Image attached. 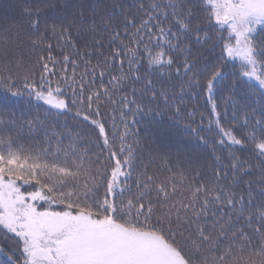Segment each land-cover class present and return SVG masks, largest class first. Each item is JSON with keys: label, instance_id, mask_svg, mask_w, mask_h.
<instances>
[{"label": "snow or ice", "instance_id": "1", "mask_svg": "<svg viewBox=\"0 0 264 264\" xmlns=\"http://www.w3.org/2000/svg\"><path fill=\"white\" fill-rule=\"evenodd\" d=\"M0 23V89L50 106L43 120L0 113V231L16 264H264V0H14ZM73 33L98 50L106 34L111 49L84 60L79 80L76 60L52 55L53 38L75 47ZM25 41L47 50L39 80L20 74ZM102 96L120 105L111 135ZM69 103L95 138L61 123ZM140 114L153 117V142L182 125L208 152H177L175 171L169 153L142 161ZM165 116L171 124L155 119ZM25 129L43 140L22 142Z\"/></svg>", "mask_w": 264, "mask_h": 264}, {"label": "trees", "instance_id": "2", "mask_svg": "<svg viewBox=\"0 0 264 264\" xmlns=\"http://www.w3.org/2000/svg\"><path fill=\"white\" fill-rule=\"evenodd\" d=\"M74 3H83L85 5L89 4L91 0H73ZM14 3V0H0V12L7 10L8 5ZM85 15H88L87 8H85ZM11 17L14 19H19V9H14L11 11ZM10 22V21H9ZM6 24L0 23V34L3 32V27H5ZM73 42L75 44V47H73L71 44L67 46L57 47L56 39H52V55L54 59L63 61V57L65 55L69 56V61L76 60L78 62V66L75 68L76 78L77 80L80 79V74L85 71V64L84 60H90L92 65L97 64L98 61H103L105 56H108L110 54V47L107 43V37L106 34L104 36V47L103 49H97L94 45L91 44V37H78L75 33H73ZM88 44L89 46L86 48L85 44ZM103 53V55L98 54L99 52ZM79 52V54H78ZM91 52L92 55L88 56L85 55V53ZM18 55L23 57V67L20 70V74L23 75L24 71L31 70L33 73H35L36 79L39 80L40 73L42 71V68L37 63L39 60L40 55H43L47 57V50H41L36 49L35 51H30V44L25 41L21 48L18 50ZM83 56V60L81 57ZM51 67V65H50ZM127 66L125 65V68ZM56 69V76L51 77L50 79L53 80V86H55V80L59 78V75L62 71L65 70V66L63 63H58L55 65ZM118 71L115 67H113V71L111 73H106L104 77V83L107 84V80L109 79V76L111 74H115V72ZM143 71V69H142ZM73 73V65L71 62L67 64L66 68V74L68 76H71ZM87 81V90L91 88H99L101 80L97 74V77L95 79V83H92V77L89 75L88 77H85ZM255 84V82H253ZM256 87L258 88V84H256ZM78 92V90H77ZM72 92L71 89H67L66 92V99L71 101L72 99ZM114 99L119 101V95L114 96ZM102 103H101V117L106 122V128L109 131V134L111 135V124L113 121V118L115 119L116 123L120 125V105L109 103L106 98L103 96L101 97ZM29 98L27 95H25L22 99L16 98H10L7 97L4 90L0 89V113H3V118L8 119V113L15 112L17 118L19 119L21 116V112L26 113V116L24 118L32 119L36 117L37 115L40 117L41 120L44 119L45 113L47 110H49L50 106L44 104L43 101H37L33 97L31 99V103L29 104ZM69 107L72 109L71 112H68L66 115H62L59 117V120L63 124L64 122L67 123L68 127L72 128L74 131L79 129L80 131L84 132L86 135H90L93 138L96 136V131H94V127L90 125V122L82 121L81 118L75 116L76 108H79V103L75 106H73L71 103H69ZM95 107V104L93 105ZM55 111V110H52ZM95 118V117H94ZM157 121L163 119L166 125L171 124V121L168 120V117L165 116L163 118L156 117ZM136 120L139 121L136 125H134V130L139 129V136H140V145H134L138 153H142L141 160L146 162L149 159V155L157 156L158 153H169L171 155V163L173 165V171L176 170V153H189L194 155L197 152L201 153H207L208 149L200 146L196 143L194 139L189 138L187 134V130L183 128L182 125L174 126L169 135H167L164 138H158L153 142L148 138L146 135V127L149 126L150 121L153 120L152 116L149 115H137ZM199 121V116H197V122ZM205 123H207V119L205 120ZM195 126V125H193ZM58 130H62V128H58ZM122 131V125L120 129ZM35 140L37 143L41 142L43 140V131H38L35 134L30 135L27 130L25 129V132L21 136V141L28 144L32 140ZM129 143H132L131 138H129ZM69 141L67 139L64 140V144L67 145ZM119 143V141H117ZM83 143H81L80 147H83ZM92 151H96V148L93 147ZM162 161L160 159H156L154 161L155 169L159 170L160 165ZM183 166V165H182ZM166 174V173H165ZM201 179L205 182H208L212 179L211 170L208 168L207 164L204 166L203 174L201 176ZM32 190L31 188H27ZM26 189V190H27ZM9 240L5 243L3 239V235L0 233V245H4L3 251L4 254L0 256V264H14L13 262H17L19 259V253L15 250L16 247L11 249L7 243H9ZM8 257L11 258V260L8 259Z\"/></svg>", "mask_w": 264, "mask_h": 264}, {"label": "rangeland", "instance_id": "3", "mask_svg": "<svg viewBox=\"0 0 264 264\" xmlns=\"http://www.w3.org/2000/svg\"><path fill=\"white\" fill-rule=\"evenodd\" d=\"M28 191H31L30 189H27ZM0 233L4 236V234H3V232L2 231H0ZM7 245L11 248V249H13V247L15 248L16 247V245H15V243L13 242V240L12 239H10L9 240V243H7ZM2 255V253H1V251H0V256Z\"/></svg>", "mask_w": 264, "mask_h": 264}]
</instances>
